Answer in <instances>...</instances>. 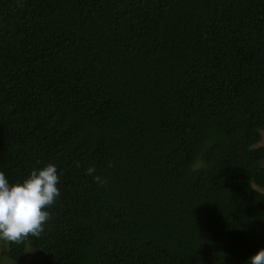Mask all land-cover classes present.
<instances>
[{"label":"trees","instance_id":"obj_1","mask_svg":"<svg viewBox=\"0 0 264 264\" xmlns=\"http://www.w3.org/2000/svg\"><path fill=\"white\" fill-rule=\"evenodd\" d=\"M263 134L264 0H0V172L60 192L0 262L246 264Z\"/></svg>","mask_w":264,"mask_h":264},{"label":"clouds","instance_id":"obj_2","mask_svg":"<svg viewBox=\"0 0 264 264\" xmlns=\"http://www.w3.org/2000/svg\"><path fill=\"white\" fill-rule=\"evenodd\" d=\"M94 168L87 169L92 174ZM93 179L101 181L99 176ZM59 176L55 164L33 169L19 183H10L0 172V240L19 242L24 237L39 235L47 221V206L60 195ZM246 264H264V248L251 255Z\"/></svg>","mask_w":264,"mask_h":264},{"label":"rangeland","instance_id":"obj_3","mask_svg":"<svg viewBox=\"0 0 264 264\" xmlns=\"http://www.w3.org/2000/svg\"><path fill=\"white\" fill-rule=\"evenodd\" d=\"M259 145H264V134H263V140L261 141V143ZM11 263V262H10ZM9 262H5V261H1L0 264H10ZM28 262H24L23 264H27ZM11 264H17V263H11ZM20 264V263H19Z\"/></svg>","mask_w":264,"mask_h":264}]
</instances>
